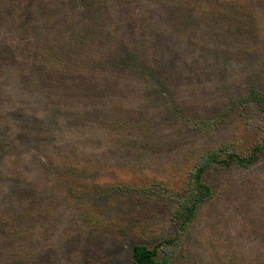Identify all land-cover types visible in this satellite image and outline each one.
<instances>
[{"label":"rangeland","instance_id":"1","mask_svg":"<svg viewBox=\"0 0 264 264\" xmlns=\"http://www.w3.org/2000/svg\"><path fill=\"white\" fill-rule=\"evenodd\" d=\"M253 89L264 0H0V264H130L169 237L161 264H264V146L170 221L202 154L260 142Z\"/></svg>","mask_w":264,"mask_h":264},{"label":"trees","instance_id":"2","mask_svg":"<svg viewBox=\"0 0 264 264\" xmlns=\"http://www.w3.org/2000/svg\"><path fill=\"white\" fill-rule=\"evenodd\" d=\"M247 101L253 103L260 115L261 127L263 128V135L260 142L252 145L247 152L236 151L233 148H229L225 143L219 147L209 149L202 154L198 165L189 175L191 184H189L188 189L183 192V195L178 200L177 206L170 216V221L176 226L177 233L185 229L196 213L199 204L211 193L210 186L203 178L204 172L209 166L222 165L227 167L236 164L248 167L257 160L264 146V92L255 89L251 90L247 95ZM55 149L61 154H64L61 148ZM88 170L89 167L83 164H72L65 166L62 171L67 174L80 175L86 173ZM176 235L174 237H176ZM171 240L172 238L169 237L156 242L150 247L143 243H135L131 248L130 264H161L164 260L158 261L156 259L158 249Z\"/></svg>","mask_w":264,"mask_h":264}]
</instances>
